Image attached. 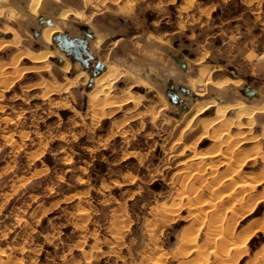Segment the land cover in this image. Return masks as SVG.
Returning a JSON list of instances; mask_svg holds the SVG:
<instances>
[{
	"label": "rangeland",
	"instance_id": "rangeland-1",
	"mask_svg": "<svg viewBox=\"0 0 264 264\" xmlns=\"http://www.w3.org/2000/svg\"><path fill=\"white\" fill-rule=\"evenodd\" d=\"M116 1L43 0L33 16L0 0V43L17 42L0 47V264H264V103L251 104L264 98V0ZM53 17L64 26L47 46ZM63 35L123 77L102 92L79 78ZM214 98L250 118L218 126L212 107L190 109Z\"/></svg>",
	"mask_w": 264,
	"mask_h": 264
},
{
	"label": "bare ground",
	"instance_id": "bare-ground-1",
	"mask_svg": "<svg viewBox=\"0 0 264 264\" xmlns=\"http://www.w3.org/2000/svg\"><path fill=\"white\" fill-rule=\"evenodd\" d=\"M28 1V11H29V13L31 14V15H35V14H37L38 12V10H40V7H41V4H42V1L43 0H27ZM86 2V1H85ZM117 3V1L115 0V2L113 3L114 5ZM44 9V8H43ZM42 10V9H41ZM27 11V12H28ZM40 12V11H39ZM28 13V14H29ZM50 13H51V11H50ZM63 13V12H62ZM61 13V14H62ZM71 12H67V10H66V12H65V14L63 13V16H65V15H67V14H70ZM1 14H2V11L0 10V16H1ZM62 16V15H61ZM60 16V17H61ZM84 12L82 11V12H80V13H76V15H75V18H77V19H82V18H84ZM62 18L63 17H61V19L60 20H62ZM59 20V19H58ZM56 18H50L49 19V21H42V25H41V31H40V34H41V40H42V42L45 44V45H49L50 44V40H51V38L55 35V34H57V33H60V27L61 26H64L63 24H61L62 22L60 21H58ZM1 31V30H0ZM4 32V31H3ZM39 36V35H38ZM5 44H7V46H8V44L9 45H16L17 44V42H9V41H4V42H1L0 43V47L2 46V45H4L5 46ZM101 44V42L98 40V39H96L95 40V42H94V45H93V50H91V51H94V50H96L97 49V47L99 46ZM55 49V48H54ZM57 50V49H56ZM51 52H53V50L51 51ZM55 52V51H54ZM37 53V52H36ZM50 54L51 53H49L48 51H41V52H38L37 54H33V53H25L24 55H23V58H25V59H27L28 61H30V62H34V63H37V62H44V61H46L47 59H48V57H51L50 56ZM54 55H56V54H54ZM18 56V55H17ZM19 57H21V55H19ZM19 57H17V58H19ZM203 57V56H202ZM15 58H16V56H15ZM60 59H61V57H60ZM64 63H65V61H64ZM126 63V62H125ZM194 64V63H193ZM13 65H14V63H13ZM63 65V71L64 72H68L69 71V65L68 64H62ZM102 65H103V70H102V72L100 73V75L99 76H97L96 78H94L93 79V86H94V88L95 87H98V88H100V92H102V91H104V90H109L110 88H111V85L113 84V83H116L118 80H120L122 77H123V73H122V69H120V68H118L116 65H114V66H109V65H107V64H105V63H102ZM184 67V70H185V66H183ZM212 68V67H211ZM62 69V68H61ZM133 69L135 70V71H137V69H135L134 67H133ZM90 72H91V70L89 71V70H83V71H80V72H78V77L79 78H83V79H86V80H88V78H89V75H90ZM205 72V70L204 71H202L201 73H202V76H203V73ZM212 74V73H211ZM198 75V74H197ZM208 75V74H207ZM200 77V78H198L197 77V79H194V80H192L191 81V83H189L190 85H189V87L188 88H190L189 90H191L193 93H194V96H197V97H202V96H204L202 93L204 92V90L202 89L205 85V83L206 82H210L209 81V78H207V79H205L206 78V76L203 78V77ZM211 77V76H210ZM74 79V78H73ZM78 79V78H77ZM82 79V80H83ZM220 79V78H219ZM73 82V81H72ZM177 82V81H176ZM235 82L234 81H229V80H227V79H220V80H218V81H214V83H213V85L215 86L214 88H216V86H220V85H228V84H234ZM49 85H47L46 83H42V87L43 88H50V87H48ZM207 86V85H206ZM212 86V85H211ZM230 87H232V86H230ZM235 87V86H234ZM94 90V89H93ZM99 90V89H98ZM190 91V92H191ZM217 92H221V91H217ZM102 94V93H101ZM120 95H122V94H120ZM123 97V96H122ZM94 98H96V95H95V97ZM117 99V98H116ZM121 99V98H120ZM130 99H132L131 98V95H129V93H127L126 92V96H125V99H123V100H125V101H128V100H130ZM202 99V98H201ZM226 100V99H225ZM223 101V102H227V101ZM264 98L263 97H260V96H258V97H256V98H254V99H252V101H251V104H260V103H264ZM115 101V100H114ZM112 102V101H111ZM131 102V101H130ZM218 101H217V99H215L214 98V100H212V101H210V102H207V103H202V101H194L193 103H192V105H191V107H190V109H193V110H195L196 112H201L202 110H204V109H208V107H212L213 109H215V113H214V119H213V121L212 122H214L215 124H217L218 126H223V125H226V124H232V122H231V120H228V121H226L225 120V114L226 113H228V112H230V113H233L234 114V118L236 119V120H239L240 119V117H244V120H245V118L246 119H249L250 118V113L249 112H247V111H244V110H242L241 109V107L239 106V104L238 105H235V106H230V105H228V104H226V103H224V105H219V103H222V102H220L219 101V103L217 104V106L215 105L216 103H217ZM247 102V101H246ZM249 102H250V99H249ZM115 103H117V102H114V103H112L113 105H115ZM240 103H242V101L240 102ZM233 104V103H232ZM250 104V105H251ZM94 105V104H93ZM117 105H118V103H117ZM243 105V104H242ZM247 105V104H246ZM106 106V105H105ZM110 106H112V105H110ZM119 106H120V103H119ZM253 106V105H252ZM254 106H257V105H254ZM246 108V107H245ZM211 109V108H210ZM209 110V109H208ZM208 110H207V112H208ZM212 110V109H211ZM214 111V110H213ZM254 112V111H253ZM198 114V113H197ZM194 117V116H193ZM210 119V118H209ZM211 121V120H210ZM227 122V123H226ZM240 122V121H239ZM226 123V124H225ZM245 123V122H244ZM208 124V123H207ZM202 125L203 126H206V122H204V123H202ZM209 125V124H208ZM236 125V124H235ZM241 126V125H240ZM249 126V125H248ZM248 126H245V127H248ZM251 126V125H250ZM207 127V126H206ZM228 127V126H227ZM233 127H235V126H233ZM252 127V126H251ZM251 127H250V129H251ZM232 128V127H231ZM237 128H239V127H237ZM249 128V127H248ZM219 129H221V128H219ZM239 130V129H238ZM218 131V130H217ZM216 131V132H217ZM228 131V130H227ZM215 132V131H214ZM219 132V131H218ZM221 132V131H220ZM222 133V132H221ZM226 133H224L223 135H225ZM228 134V133H227ZM241 134V133H240ZM239 135V134H238ZM246 135V134H245ZM244 135V136H245ZM214 136V135H213ZM243 137V136H242ZM212 138V137H211ZM228 138H229V135H228ZM241 138V137H240ZM230 139H232V138H230ZM242 139V138H241ZM253 139V137L251 138V140ZM245 140V139H244ZM229 141V140H228ZM236 142H237V140H235ZM235 141H234V143L233 144H235ZM241 141V140H240ZM249 141V140H248ZM219 142H221V143H223L222 141H220L219 140ZM229 142H233V141H229ZM228 142V143H229ZM243 143L245 142V141H242ZM246 142H247V140H246ZM214 144H215V142H214ZM237 144V143H236ZM221 145V144H220ZM226 145V144H225ZM219 146V145H218ZM193 148V147H192ZM201 156V155H200ZM221 156V155H220ZM225 174V173H224ZM226 182V181H225ZM251 184V183H250ZM225 185V184H224ZM226 186V185H225ZM217 188V187H216ZM241 190V189H240ZM239 190V191H240ZM229 197V196H228ZM200 205V204H199ZM204 207V206H203ZM182 234V233H181ZM240 235V234H239ZM250 233L248 234V235H246V233H245V235H240V236H238L237 237V241H235L237 244L238 243H240V245L241 244H243V243H245L248 239H249V237H250ZM192 237V236H191ZM183 239V243H184V241H186V238H185V236L184 237H182ZM187 238L189 239V237L187 236ZM185 239V240H184ZM187 239V240H188ZM237 246V245H236ZM241 247V246H240ZM239 251V250H238ZM222 252V251H221ZM161 257V256H160ZM161 259V258H160ZM163 259V258H162ZM162 261V260H161ZM160 260L159 261H154V263L153 264H164V263H162ZM198 261V260H197ZM200 261V260H199ZM195 263V262H194ZM196 264V263H195Z\"/></svg>",
	"mask_w": 264,
	"mask_h": 264
},
{
	"label": "crops",
	"instance_id": "crops-1",
	"mask_svg": "<svg viewBox=\"0 0 264 264\" xmlns=\"http://www.w3.org/2000/svg\"><path fill=\"white\" fill-rule=\"evenodd\" d=\"M83 36H85L86 38H92L91 33L89 31H87V30L85 32L83 31ZM72 40H76L75 43L78 45V40H79L78 37H76V38H74ZM84 42H85V40H84ZM84 44H86V43H84ZM63 52H64L65 56H67L66 53H65V51H63ZM82 52H83L84 57L81 58V60H75V59H72L70 57L71 58V61L73 60L75 63H78L80 65V67L82 68V70H89V71L91 70L90 75H89V81H92L95 77L98 76V74L100 72H102L103 65L99 61H96L95 60V57L90 54V51L88 49H86V47H84L82 49ZM88 56L91 57V59H89ZM67 57H69V56H67ZM84 62H85V64H84ZM97 63H100L102 65V69L99 70L97 73L94 74L93 73V69L95 68V65ZM183 66L186 67V65H183V64L180 65L181 70H184V67ZM181 92H183V94H187V90L185 89L184 86H181ZM248 94H249V96H254L256 93L254 91H249ZM172 99H174L173 96H172Z\"/></svg>",
	"mask_w": 264,
	"mask_h": 264
},
{
	"label": "water",
	"instance_id": "water-1",
	"mask_svg": "<svg viewBox=\"0 0 264 264\" xmlns=\"http://www.w3.org/2000/svg\"><path fill=\"white\" fill-rule=\"evenodd\" d=\"M60 40L63 41V43L60 45L63 51H67L69 48L72 49H77L78 45L75 43L76 40H72V39H68L66 36H60ZM79 43L84 44V41L78 40ZM89 59H91V57L88 56ZM85 64V62H84ZM102 69V65L100 63H97L95 65V68L93 69V73H97L99 70Z\"/></svg>",
	"mask_w": 264,
	"mask_h": 264
},
{
	"label": "flooded vegetation",
	"instance_id": "flooded-vegetation-1",
	"mask_svg": "<svg viewBox=\"0 0 264 264\" xmlns=\"http://www.w3.org/2000/svg\"><path fill=\"white\" fill-rule=\"evenodd\" d=\"M78 39L81 40V41H84V40H85L83 37H80V36L78 37ZM62 43H63V41L61 40V44H62ZM84 47H86V44H82V43H79V42H78V48H77V49L69 48L65 53H66L67 56L71 57L72 59H75V60H81V58L84 57L83 52H82V49H83ZM90 54H92V53L90 52ZM100 63L102 64V62H100ZM93 64H94V63H93ZM186 69H187V67H185V70H186ZM185 70H183V72H184ZM149 73H150V72H149ZM166 75H167L168 77H172V74L168 75V74L166 73Z\"/></svg>",
	"mask_w": 264,
	"mask_h": 264
}]
</instances>
